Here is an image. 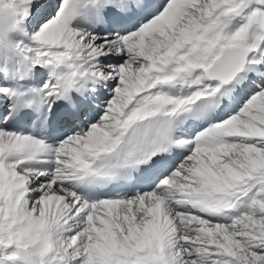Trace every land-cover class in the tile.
Listing matches in <instances>:
<instances>
[{"label":"snow or ice","instance_id":"1","mask_svg":"<svg viewBox=\"0 0 264 264\" xmlns=\"http://www.w3.org/2000/svg\"><path fill=\"white\" fill-rule=\"evenodd\" d=\"M0 264H264V0H0Z\"/></svg>","mask_w":264,"mask_h":264}]
</instances>
